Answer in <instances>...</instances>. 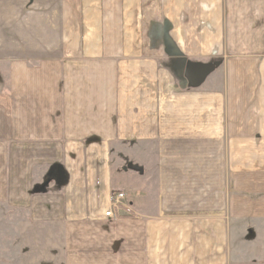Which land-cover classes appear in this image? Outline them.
Instances as JSON below:
<instances>
[{"label": "crops", "instance_id": "obj_1", "mask_svg": "<svg viewBox=\"0 0 264 264\" xmlns=\"http://www.w3.org/2000/svg\"><path fill=\"white\" fill-rule=\"evenodd\" d=\"M0 26V203L66 264H264V0H0Z\"/></svg>", "mask_w": 264, "mask_h": 264}, {"label": "rangeland", "instance_id": "obj_2", "mask_svg": "<svg viewBox=\"0 0 264 264\" xmlns=\"http://www.w3.org/2000/svg\"><path fill=\"white\" fill-rule=\"evenodd\" d=\"M2 46L7 47L5 43ZM4 95L8 92L4 94L1 87L0 96ZM1 117L0 114V142L3 144L10 140L7 139L10 123L3 122ZM29 219L24 211L0 203V264H66L70 255V245L66 242L71 240V234H56L53 226L40 227Z\"/></svg>", "mask_w": 264, "mask_h": 264}, {"label": "built area", "instance_id": "obj_3", "mask_svg": "<svg viewBox=\"0 0 264 264\" xmlns=\"http://www.w3.org/2000/svg\"><path fill=\"white\" fill-rule=\"evenodd\" d=\"M126 198L125 193H115L111 196V205L110 209L106 212V216L109 218H115L122 214L125 211V206L122 202Z\"/></svg>", "mask_w": 264, "mask_h": 264}]
</instances>
